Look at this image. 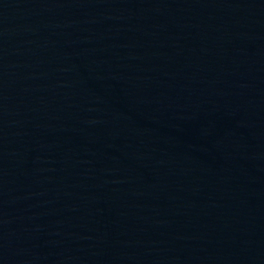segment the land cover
I'll return each instance as SVG.
<instances>
[{"label":"water","instance_id":"water-1","mask_svg":"<svg viewBox=\"0 0 264 264\" xmlns=\"http://www.w3.org/2000/svg\"><path fill=\"white\" fill-rule=\"evenodd\" d=\"M0 264H264V0H0Z\"/></svg>","mask_w":264,"mask_h":264}]
</instances>
